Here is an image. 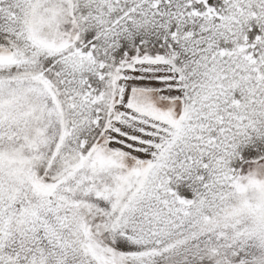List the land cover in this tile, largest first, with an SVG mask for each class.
Returning <instances> with one entry per match:
<instances>
[{
    "label": "snow or ice",
    "instance_id": "6c2138e0",
    "mask_svg": "<svg viewBox=\"0 0 264 264\" xmlns=\"http://www.w3.org/2000/svg\"><path fill=\"white\" fill-rule=\"evenodd\" d=\"M0 264H264V0H0Z\"/></svg>",
    "mask_w": 264,
    "mask_h": 264
}]
</instances>
